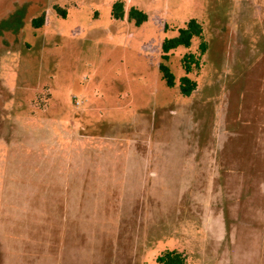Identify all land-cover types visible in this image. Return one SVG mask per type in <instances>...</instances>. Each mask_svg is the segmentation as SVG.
I'll list each match as a JSON object with an SVG mask.
<instances>
[{"label":"rangeland","instance_id":"obj_1","mask_svg":"<svg viewBox=\"0 0 264 264\" xmlns=\"http://www.w3.org/2000/svg\"><path fill=\"white\" fill-rule=\"evenodd\" d=\"M193 18L208 51L185 97L159 66ZM167 251L264 258V0H0V264Z\"/></svg>","mask_w":264,"mask_h":264},{"label":"trees","instance_id":"obj_2","mask_svg":"<svg viewBox=\"0 0 264 264\" xmlns=\"http://www.w3.org/2000/svg\"><path fill=\"white\" fill-rule=\"evenodd\" d=\"M112 16L114 19H124L126 16L124 4L122 2H116L113 5ZM148 16L144 12L132 8L128 13V19L130 21H136L138 25L147 20ZM32 24L36 28H40L45 24V14L32 21ZM199 40L198 51L193 52L194 41ZM179 48L188 49L183 59L182 65L185 71V75L180 78L179 85L177 77L169 66L172 52ZM208 51V43L204 39V30L202 24L198 19H190L183 27L177 30V35L172 38H165L162 44V62L159 66L162 79L166 85L170 88L179 86V90L182 96L190 97L197 89L198 84L190 77V74L194 69L201 68L202 57ZM159 264H187V257L178 251H167L157 259Z\"/></svg>","mask_w":264,"mask_h":264},{"label":"crops","instance_id":"obj_3","mask_svg":"<svg viewBox=\"0 0 264 264\" xmlns=\"http://www.w3.org/2000/svg\"><path fill=\"white\" fill-rule=\"evenodd\" d=\"M258 262H260L261 264L264 263V258L261 257V260H258Z\"/></svg>","mask_w":264,"mask_h":264}]
</instances>
